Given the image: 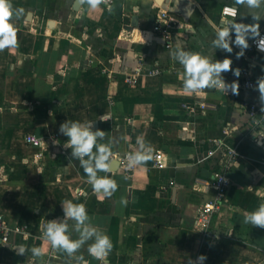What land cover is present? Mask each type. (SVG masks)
<instances>
[{
  "label": "crops",
  "instance_id": "1",
  "mask_svg": "<svg viewBox=\"0 0 264 264\" xmlns=\"http://www.w3.org/2000/svg\"><path fill=\"white\" fill-rule=\"evenodd\" d=\"M6 3L16 43L0 49V214L24 231L5 247L0 241V264H100L88 253L91 240L69 256L43 238V225L63 220L61 202L68 200L83 203L89 223L110 237L106 264H264V228L244 223L264 187V100L258 90H243L240 79L254 37L239 57L234 44L231 53L212 47L225 5L238 8L233 22L257 23L250 11L235 0H113L110 7L100 0L94 8L87 0ZM160 9L174 25L170 48L149 33ZM258 23L264 32V14ZM178 46L212 60L230 58L222 76L237 91L186 92L183 66L172 55ZM255 55L261 79L264 54ZM156 69L160 74H151ZM67 120L104 130L98 142L110 146L112 162L140 151L138 139L153 148L152 158L131 176L120 166L98 172L117 189L110 197L96 193L65 147L59 128ZM30 134L43 139L44 149L26 143ZM216 140L237 150V162L230 164ZM220 170L230 180L227 202L204 229L197 212L214 198L211 182ZM33 246L44 255L33 256Z\"/></svg>",
  "mask_w": 264,
  "mask_h": 264
},
{
  "label": "clouds",
  "instance_id": "2",
  "mask_svg": "<svg viewBox=\"0 0 264 264\" xmlns=\"http://www.w3.org/2000/svg\"><path fill=\"white\" fill-rule=\"evenodd\" d=\"M87 2L94 8L100 3V0H87ZM235 3L248 9L257 23L246 24L222 20V27L216 31L212 47L231 53L234 44L240 48L237 53L239 57L249 47V36L257 37L260 35L258 21L264 14V0H235ZM9 8L10 6L6 3V0H0V49L13 46L16 43L14 28L8 23L12 15ZM233 15H235V12ZM233 33L234 40L232 38ZM262 41H264V37L257 41V47L264 51ZM172 55L183 66V87L186 92L193 93L207 88L226 92L229 87L233 93L237 91L236 83L229 85L222 76V73L229 71L231 68L232 61L230 58L212 60L199 52L185 51L179 46ZM235 74L239 75V71L236 70ZM256 86L261 99L264 100V78L259 79ZM262 111H264V108H262ZM109 118V116L101 115L99 119L107 121ZM59 131L68 138L65 147L72 149L71 155L79 161L87 176V183L92 187V190L96 193L102 192L104 196L110 197L117 189L116 182L108 177L98 176V172L108 173L111 171V157L113 155L111 148L108 144L98 142L105 137V131L100 129L93 131L92 122L80 123L68 120L60 125ZM260 136L264 137V134ZM137 143L140 151L128 156V167L141 164L152 158L153 148L146 145L142 139H138ZM256 195L262 202L256 210L245 215L244 223L264 228V187H261ZM121 202L126 203L123 200ZM61 204L64 219L47 220L43 225V238L50 244L52 249L62 250L69 256L76 253L87 241L91 240L92 243L88 246L89 255L104 264L113 247L110 237L89 223V216L83 203H73L68 200L61 202ZM69 220L73 222L74 230L78 233L76 239L72 238ZM45 251L46 249L41 247L33 246L31 248V252L35 257L44 255ZM19 252L24 254L25 249L20 247ZM205 259L206 257L203 255L198 257L201 262ZM188 264H196V262L189 260Z\"/></svg>",
  "mask_w": 264,
  "mask_h": 264
},
{
  "label": "built area",
  "instance_id": "3",
  "mask_svg": "<svg viewBox=\"0 0 264 264\" xmlns=\"http://www.w3.org/2000/svg\"><path fill=\"white\" fill-rule=\"evenodd\" d=\"M85 1V0H80ZM102 2L106 5V7H110L113 0H102ZM235 12V15L233 13ZM155 23L152 27V29L149 31L151 37H160L163 38L166 43L167 47L172 46V36H173V29L174 25L172 22L171 17L169 16V13L167 10L160 9L156 15H155ZM238 16V8L233 5H225L222 9V20L233 22ZM264 37V32H261L259 36L254 37L251 43L250 47V59L248 62L241 68L240 71V79H241V87L245 91L249 90H258L257 88V81L259 80L254 73V59L255 54H264V51L260 50L257 47V41ZM262 46H264V41L261 42ZM142 69V65L138 66L135 72L134 77L129 78V82L135 83L137 77L140 76V71ZM151 74H160V70L156 69L151 72ZM257 113V109L255 105H251L250 107V114L255 117ZM255 123L257 124V121L255 120ZM216 146L218 149L222 148L224 150V156L229 159V162L231 165H233L235 162H237V158L239 157V154L236 149H231L228 147L224 142L216 140ZM26 143L35 146L40 147L44 149V142L42 138L36 137L35 135H28L26 137ZM56 144V141H55ZM216 153V150H211L209 152V156H212ZM132 153H127L123 157L119 159L120 167L124 171V173L128 176H131L134 174L137 165H134L132 167H128V156ZM159 154H156L154 157V166H160V160H159ZM229 183L230 180L228 178V175L220 170L216 171L213 178H212V188L215 191L214 198L205 205L201 206L198 209L197 216H196V223L199 226H202L204 229H207L209 227V224L212 220V217L216 213H220L222 209L224 208V205L227 202V193L229 189ZM171 185H174L171 183ZM80 193V190H79ZM24 231V228L20 226H12L6 219V217L3 214H0V241L2 243V246H7L8 242L10 240V236L13 233H22ZM101 264V263H100ZM104 264L106 262L104 261Z\"/></svg>",
  "mask_w": 264,
  "mask_h": 264
},
{
  "label": "water",
  "instance_id": "4",
  "mask_svg": "<svg viewBox=\"0 0 264 264\" xmlns=\"http://www.w3.org/2000/svg\"><path fill=\"white\" fill-rule=\"evenodd\" d=\"M119 165H120V162L117 161V160H114V161L112 162V164H111V169H112V170H116V169L119 167Z\"/></svg>",
  "mask_w": 264,
  "mask_h": 264
}]
</instances>
